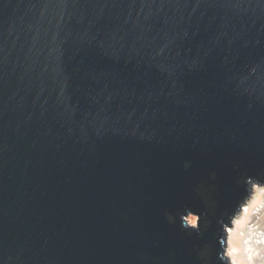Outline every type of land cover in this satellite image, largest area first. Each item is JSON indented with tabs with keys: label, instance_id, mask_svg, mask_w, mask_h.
<instances>
[{
	"label": "water",
	"instance_id": "1",
	"mask_svg": "<svg viewBox=\"0 0 264 264\" xmlns=\"http://www.w3.org/2000/svg\"><path fill=\"white\" fill-rule=\"evenodd\" d=\"M239 161L264 167V0H0V264H205Z\"/></svg>",
	"mask_w": 264,
	"mask_h": 264
},
{
	"label": "clouds",
	"instance_id": "2",
	"mask_svg": "<svg viewBox=\"0 0 264 264\" xmlns=\"http://www.w3.org/2000/svg\"><path fill=\"white\" fill-rule=\"evenodd\" d=\"M243 163H235V170L237 171L239 166V172H247L249 167L241 170ZM252 163L253 161H249V164ZM183 167L188 169L185 167V161ZM147 171L149 169L146 168L145 172ZM214 172H219V169L211 170L205 179L210 178ZM234 183L241 192L229 214L215 220L219 233L215 242L217 247L212 249L205 246L200 257L205 264L208 261H211V264H264V167L247 172L242 178L237 172ZM164 216L169 223L188 234L195 233L198 236L208 227L206 212L180 201L175 207L166 208ZM143 235L146 236L147 232ZM155 244L159 246L160 240L155 239ZM147 254L149 253L145 251L142 258L146 259ZM180 254L176 249L168 250L170 264H175ZM189 254L192 255L191 249ZM18 259V255H9L5 258V264H15ZM199 262L201 264L200 260Z\"/></svg>",
	"mask_w": 264,
	"mask_h": 264
}]
</instances>
